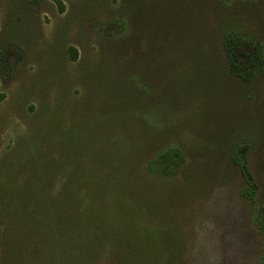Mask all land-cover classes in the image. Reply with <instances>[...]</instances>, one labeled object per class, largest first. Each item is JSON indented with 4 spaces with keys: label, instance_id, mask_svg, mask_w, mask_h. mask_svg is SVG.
Here are the masks:
<instances>
[{
    "label": "rangeland",
    "instance_id": "obj_1",
    "mask_svg": "<svg viewBox=\"0 0 264 264\" xmlns=\"http://www.w3.org/2000/svg\"><path fill=\"white\" fill-rule=\"evenodd\" d=\"M119 12L116 46L100 29ZM228 28L264 42V0H0V47L23 50L0 79V264H51L65 240L107 264H260L231 152L247 144L264 205V69L231 75L218 52ZM78 133L106 137L104 155L85 139L80 153ZM127 143L134 161L175 143L186 163L115 195L74 182L80 161L98 173Z\"/></svg>",
    "mask_w": 264,
    "mask_h": 264
},
{
    "label": "trees",
    "instance_id": "obj_2",
    "mask_svg": "<svg viewBox=\"0 0 264 264\" xmlns=\"http://www.w3.org/2000/svg\"><path fill=\"white\" fill-rule=\"evenodd\" d=\"M218 1L221 4L228 5L233 0ZM130 12H132V9ZM127 13L129 12L127 11ZM127 24V18L119 12L111 16L102 25L100 33L110 43L117 46L123 41V36L128 31ZM218 52L221 55L222 64L227 67L231 75L244 82H251L264 69V42L260 38L243 35L234 28H228L220 33ZM22 55V48L14 41H9L0 47V79L5 80L13 74L17 66L16 62ZM135 76L133 73L132 76L128 77V80L134 82ZM127 110L122 112V114L120 113L124 118L135 119V116L139 114L136 108ZM145 112L147 115L151 114L150 110ZM72 139H75L76 147L80 153L84 154L85 139L91 142L92 151L96 152L94 156L104 155V151H101V143L107 141L106 137L93 134L88 138L78 133ZM136 149V145L127 143L125 148L119 151L118 154L109 151L107 153L108 156L114 157L115 155L124 154L127 158L125 159L122 155H119L118 158H113L112 161L96 162L99 169L98 173L80 161L75 170L76 175L73 176L75 178L72 179L75 183H89L92 187H103L106 192H111L115 195L120 189L128 186L130 182L132 183L129 179L136 175L142 174L159 180L174 179L178 177L186 163V157L175 143H168L164 147L154 150L152 155L151 151L147 153L146 157L134 161L133 158L129 157V152H133ZM231 161L237 167L243 180V185L239 188L238 194L250 207L249 221L263 238L258 262L264 264V205L258 200L259 188L247 162V144L238 143L233 147ZM101 172L104 173L102 174ZM125 201L126 197L120 199L121 204ZM90 236H92L90 232L87 236L86 234H82L81 239L89 244L91 240L87 237ZM60 238L63 239L62 237ZM3 245L2 228H0V253L2 252ZM60 245L61 248L57 249L56 257H54L51 264H54L58 258L61 259L62 264H107L104 260L99 259L98 255H95L97 252L94 253L90 249H83L78 242L65 240V242L58 244V246ZM91 247L94 248L93 245ZM64 251L67 253L64 254ZM147 262L150 263L149 261Z\"/></svg>",
    "mask_w": 264,
    "mask_h": 264
}]
</instances>
